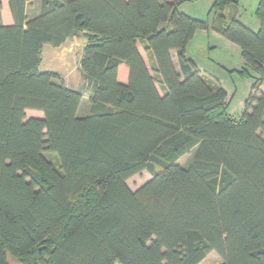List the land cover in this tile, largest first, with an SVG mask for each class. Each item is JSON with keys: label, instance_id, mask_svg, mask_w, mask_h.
<instances>
[{"label": "trees", "instance_id": "1", "mask_svg": "<svg viewBox=\"0 0 264 264\" xmlns=\"http://www.w3.org/2000/svg\"><path fill=\"white\" fill-rule=\"evenodd\" d=\"M236 2L212 9L244 71L261 76L240 118L187 57L208 22L180 11L182 0H8L12 24L0 0V264H200L211 252L220 264H264V0L256 31L226 18ZM80 32L92 84L82 115V91L40 70L45 45ZM145 170L152 178L132 190Z\"/></svg>", "mask_w": 264, "mask_h": 264}, {"label": "rangeland", "instance_id": "2", "mask_svg": "<svg viewBox=\"0 0 264 264\" xmlns=\"http://www.w3.org/2000/svg\"><path fill=\"white\" fill-rule=\"evenodd\" d=\"M214 0H182L180 11L200 20L208 22V29L199 30L193 40L188 44L187 57L192 59L202 74L212 77L228 92V112L240 118L244 108V103L251 92L253 83L261 76L248 69L241 55L240 47L225 38L217 30L219 10L212 9ZM259 0H237L235 4L228 5L223 10L226 18L230 20L237 17L244 24L258 30L260 23L256 17V8ZM38 1L29 7V16L36 14ZM10 10L8 0H2L1 17L2 22H8ZM87 38L83 32L69 37L61 46L53 47L45 45L43 50V61L40 66L42 71H53L57 73L61 80L66 81L70 86L83 91L87 100L92 91V84L84 78L80 69L81 56ZM140 48L143 49L142 45ZM146 64L157 79V87L161 94L165 92V87L160 82L159 76L154 72V62L149 54L143 52ZM174 62L177 70L181 72L177 54L173 52ZM86 100L84 105L86 104ZM83 105L80 114L86 113ZM32 113L27 112V117H32ZM194 151L180 159L182 166H188L191 162ZM54 159L52 155H48ZM159 169V167L157 168ZM152 178V174L145 170L131 177L127 183L132 190H137ZM221 257L216 252H211L200 264H220ZM8 264H20L12 257L8 258Z\"/></svg>", "mask_w": 264, "mask_h": 264}, {"label": "crops", "instance_id": "3", "mask_svg": "<svg viewBox=\"0 0 264 264\" xmlns=\"http://www.w3.org/2000/svg\"><path fill=\"white\" fill-rule=\"evenodd\" d=\"M8 8H9V7H8ZM9 18H10V19H9L8 22H6L5 24H12L13 19H12V15H11V13H9ZM191 41H192V40H191ZM191 41H190V42H191ZM190 42H189V43H190ZM141 45H142L143 49L140 48ZM138 47H139V50H140V52H141V54H142V56H143V52H144V46H143V44H142L141 42H138ZM44 48H45V46H44ZM43 50H44V49H43ZM173 52L176 53V51L173 50V51L171 52V54H172V59H173V62H174ZM82 53H83V52H82ZM143 57H144V56H143ZM81 58H82V56H81ZM174 64H175V62H174ZM128 76H129V70H128V67H127L125 64H122V65L119 67L118 79H119L121 82L126 83V82L128 81ZM64 82H65V84H66L69 88L77 89V88H74V87L70 86L69 84H67L66 81H64ZM82 93H83V91H82ZM90 96H91V94L89 95L88 99L86 100V99H85V96H84V93H83V99H82V103H81V105H80V107H79V112H81V108H83V105H84V103H85V100H86V104H85L84 106H86L85 109H86V111L88 112V109H89V103H88V101H89ZM27 112L32 113V114H33L32 116H35V117H42V116H43V113H42L41 111L27 110ZM87 112H86V113H87ZM83 114H85V113H83Z\"/></svg>", "mask_w": 264, "mask_h": 264}]
</instances>
